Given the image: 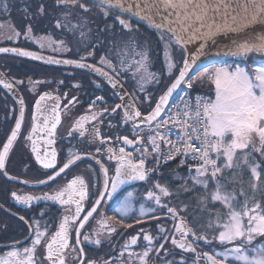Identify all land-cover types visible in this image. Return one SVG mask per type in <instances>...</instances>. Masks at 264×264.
Instances as JSON below:
<instances>
[{"label": "flooded vegetation", "instance_id": "af4514ba", "mask_svg": "<svg viewBox=\"0 0 264 264\" xmlns=\"http://www.w3.org/2000/svg\"><path fill=\"white\" fill-rule=\"evenodd\" d=\"M81 2L89 6L88 12H84L79 7L63 5L64 11L55 16V25L58 19L68 25L65 30L67 29L66 31L72 35L68 39L51 34L46 35L44 32L34 33L32 30L29 32L28 26L25 33L17 35L18 31L11 23L14 7L9 0H0V48L28 50L57 58L82 61L102 68L111 75L119 73L115 78L127 90L130 97L135 98L136 108L142 113L150 112L151 107L155 106V103L151 105V96L162 81H160L159 74L149 68L157 64L158 57L153 58L152 55L147 54L148 59L145 62L147 70L155 74V79L144 84L143 89H146L144 93L138 86V81L141 80L144 72L143 69L137 71L135 62L141 60L143 52L139 41L135 40L134 36L144 33L145 20L130 11L111 7L98 0H81ZM102 8L108 12L107 16L104 15ZM34 10L35 6L24 2L17 7L15 13L18 17L32 19ZM64 13H70V15L65 18ZM117 17L125 20L131 26V30L123 28ZM44 20L43 12L39 20L40 26H43ZM72 25L78 26L70 31ZM82 32L85 33L83 37ZM127 35L131 38L125 39ZM61 41L63 44L60 43ZM153 42L159 44L167 52L172 50L168 38L153 39ZM102 57L111 62L115 73L112 68L101 63ZM0 79L13 86L9 90L0 84V151H3V145L7 142L20 116L19 99L24 100V119L21 130L9 150L5 168L0 170V255H6L13 249V246L21 251L25 247H30L34 237L35 222H38L42 231L47 226V235L42 244L37 247L35 257L40 264H48L44 259L46 256L44 245L59 229V224L65 216L71 218L75 215L76 206L75 204L63 205L44 197L62 190L75 177H81L85 181L87 193L81 202L85 210L81 213L82 219L98 198V191L103 189L106 177L102 166L108 170L107 178L114 177L116 161L111 159L113 153L109 152V149H113L119 155V149L123 147L126 152H131L133 157L138 159L140 151L136 149L139 146L125 145L122 140L118 139L125 135L129 139L133 138L131 122H124L122 109L112 111L117 104H121L120 100L107 82L92 72L46 64L12 53H0ZM148 90L151 91L147 92ZM45 93L51 98L43 101L42 105L50 110L55 104H59L61 122L57 125L54 138L47 137L44 132H37L33 135V140L36 141V146L42 156L45 151L50 154L51 150L55 149L54 169H45L37 161L36 153L32 151V140L28 139V136L32 134L36 101ZM97 97L103 99L97 100ZM93 101L95 104L90 107ZM50 114V111L44 112V115L40 116V121L42 122L45 115ZM93 114L96 116L95 119H91ZM84 116L89 117V120L84 122V128L74 130L76 121ZM81 131L84 132L83 136L80 135ZM148 134L146 129L141 132L145 138V144H147ZM49 138L55 139L53 145L45 143V140ZM75 155H79L80 159L56 176L55 173L63 167L67 159ZM145 168L151 170L146 180L129 181L121 185L112 198H105L98 211L81 229L82 234L88 235L90 240L83 241V235H81L82 243L76 246L77 251H73L72 247L65 251V264H81V260L84 264L88 261L94 264H139L136 254H142L147 247H151L147 241L143 240V233H149L154 237L152 244L155 247L147 257L148 264H205V260L198 258L202 253L222 250L216 241L206 244L203 240L196 241L191 236L188 240L192 242L195 251H185L173 245L171 239L167 241L163 239L164 235L170 236L174 233L176 221L166 209L158 207L154 201L147 199L148 191L158 193V189H155L156 183L167 187L172 193L169 197H162V202L177 208L178 211L187 205L186 212L180 211V215L185 217L190 226L196 216L190 213L187 199L175 196L170 178L177 171L163 165L160 160L157 164L156 155L151 153L150 146ZM176 175L179 177L178 173ZM49 176L55 178L49 180ZM41 180L45 183H40ZM12 193L32 196L34 199L26 205L15 200ZM128 193H132L130 198ZM126 198L130 199L132 210L128 216L121 218L115 209ZM141 205L147 213L143 217L139 212ZM150 208L155 211H147ZM21 216L24 220L20 219ZM113 216L116 219H107ZM119 219H123L124 223H118ZM137 220L141 222L137 223ZM101 221H106V223L102 225ZM129 224L132 226L127 227ZM76 227H78V222L70 225V244L72 245H75L74 230ZM110 227H114L115 231L110 232ZM161 228L166 231L161 233ZM137 235H139L137 245L124 250L123 246L130 241L132 236ZM197 235H200V232H197ZM212 235L211 232L207 233L209 240H212ZM176 238L180 239L179 234H176ZM96 239L101 241L99 245L92 242ZM161 243L165 247L157 254L155 249L159 248ZM80 247L84 249L82 257L78 251ZM122 251L123 255H121ZM129 253H132L131 261ZM232 264L236 262L232 261Z\"/></svg>", "mask_w": 264, "mask_h": 264}, {"label": "snow or ice", "instance_id": "6c2138e0", "mask_svg": "<svg viewBox=\"0 0 264 264\" xmlns=\"http://www.w3.org/2000/svg\"><path fill=\"white\" fill-rule=\"evenodd\" d=\"M58 5L65 7H79L84 12L89 11V6L81 2V0H56ZM169 6L171 0H168ZM99 6V5H95ZM7 6L5 5V8ZM102 11L103 8L101 9ZM41 14L44 12L43 6L40 9ZM70 13H64L67 18ZM107 16L108 12L104 11ZM120 25L131 30V26L123 19L117 17ZM78 25H72L70 31ZM57 28H67L66 23L61 20L56 21ZM31 32V27L28 29ZM19 35V33H17ZM85 36V33H81ZM177 43L180 40L177 39ZM63 44V42H60ZM13 51L18 52L22 56H31L34 59H41L35 53L23 51L19 49H3L0 52ZM248 49L245 50V55ZM139 54V53H138ZM83 59V58H82ZM148 59L147 52L141 55V60L136 61L137 71L143 69L144 75L138 81V86L141 91L145 83L155 79V74L148 72L146 61ZM49 63H65L76 64L80 68H92L100 75L104 76L111 84L113 89L120 88L119 81L115 78L119 73H115V68L110 61L101 58V63L106 64L112 68L115 75H109L108 72L103 71L102 68H96L93 65H88L73 60H52ZM196 57H190L184 60L183 67L178 68V75L174 77L173 82L163 95L155 102V106L151 107V111L142 113L135 107V98L130 102L117 104L112 109L116 112L117 109L124 110V122H132L133 138L129 139L127 135L118 137L125 145H138L136 149L140 151V157L134 158L131 152H126L125 148L119 149V155L113 149L109 152L113 153L111 159L116 161L115 174L111 179L108 177V170L103 168L106 179L102 190L98 191V198L94 201L93 206L83 215L84 212L82 201L85 199L87 193L85 191V181L81 177L72 179L65 188L57 191L53 195H46L44 198L48 200L58 201L63 205L75 204V215L69 218L65 216L63 221L59 224V229L51 235L44 245L46 248V256L48 264H65V251L72 247L73 251H77V247L81 245L80 239L83 235V241H89L90 237L82 234L81 229L93 217V214L98 211V208L105 200V198H112L113 194L117 192L121 185L133 181H144L148 178V170L145 168L147 154L149 153V146L151 153L156 155L157 164L161 157L167 162L175 159L177 155L184 156L186 159L198 161L195 166L194 175H189L193 187L200 186L203 190V195L198 197V206L200 208L199 217H194L190 226L185 217L180 215V211L187 210V205H184L179 211L177 208L170 206L168 203L162 202V197H169L172 193L165 186L160 183L155 184L156 191H148L147 199L154 201V203L171 215L174 224V233L164 235L163 239L167 241L171 239V243L176 247L185 251H195L192 242L188 237H193L196 241L203 240L206 244H211L213 241L218 242L221 246V251L204 252L198 258L205 260V264H264V162H257L252 155V151L259 152L264 157V61L260 64H249L248 67L236 66L234 68L218 67L210 71L204 68L203 74L208 76L214 85L213 97L197 96L193 103L189 89L193 87V81L196 79L195 74ZM175 65L171 62L168 64L170 74ZM191 73V75H190ZM61 83H63L61 81ZM0 84L9 90L12 89V84L0 79ZM182 89V86H185ZM182 89L185 95L180 96L181 103H170L171 98ZM49 94L41 95L36 101V112L33 113V127L32 134L28 136L32 140V151L36 153V159L45 169H54L56 165V151L53 148L50 154L45 151L43 156L36 146V141L33 140V135L37 132L46 133L47 137H55L57 125L60 124L59 104H55L50 110L42 105L43 101L50 99ZM102 97H97V100H102ZM75 100V98H73ZM123 100V96H121ZM21 105L20 116L16 120L15 127L12 129L7 142L3 145V151H0V170L5 168V160L8 156L9 150L13 142L21 130L22 121L24 119V100L19 99ZM95 101L92 102L93 106ZM175 106L176 111L171 112L170 109ZM169 110V114L165 118L162 114L165 110ZM50 111V115H45L42 122L40 116L44 112ZM95 114L91 119H95ZM89 117H81L76 121L75 128L83 129L84 122L88 121ZM42 123V127H41ZM141 125L148 126L147 144L145 138L141 135L143 128ZM171 125V127H169ZM176 131V139H171V134ZM71 135V133H69ZM83 136L84 132L81 131ZM97 136L99 133L97 132ZM49 138L45 140L47 145H53L55 139ZM258 139L259 146H256L255 141ZM162 145L167 149L166 155L162 152ZM142 149V151H141ZM99 151V149H97ZM80 156L75 155L67 159L63 167L55 173L59 176L68 169ZM182 165L185 159L180 162ZM192 169L190 168V173ZM5 175L7 173L5 172ZM54 176H49L48 179H54ZM40 183H45L41 180ZM187 184V180H185ZM187 191L188 189L185 188ZM15 200L23 204H30L34 199L32 196H20L12 193ZM132 193H128L130 198ZM78 197V199H77ZM219 205V207H217ZM132 210L130 199H125L115 212L121 218L128 216ZM147 211H155V209H148ZM140 216H145L146 210L143 205L140 207ZM24 220V217H20ZM107 219H116L115 216ZM75 228V245L70 244L71 234L70 225L77 223ZM120 224L124 223L123 219L117 221ZM137 220V223H140ZM106 221H101L103 225ZM33 229L34 237L30 247H25L21 250L13 246L11 251L6 255H0V264H40L36 259L35 253L37 247L42 244V241L47 235V226L42 231L39 223L35 222ZM129 224L127 227H131ZM31 227V226H30ZM110 232H114L115 228L110 227ZM161 233L166 230L160 229ZM143 232V230H142ZM200 232V235H197ZM211 232L212 240L208 239L207 233ZM179 234L180 239L176 238ZM257 237L261 241H257ZM139 235L132 236L130 241L123 247L127 250L130 246L137 245ZM143 240L147 241L151 247H147L142 254H136L139 264H148L147 257L152 252L155 245L152 244L154 237L149 233H143ZM93 243L99 245V239L93 240ZM165 246L160 244L156 248L157 254L160 249ZM81 257L84 254L83 247L78 249ZM123 255V251L121 252ZM132 259V253H129V260ZM81 264L84 261L81 260ZM87 264H94L88 261Z\"/></svg>", "mask_w": 264, "mask_h": 264}, {"label": "water", "instance_id": "95a60500", "mask_svg": "<svg viewBox=\"0 0 264 264\" xmlns=\"http://www.w3.org/2000/svg\"><path fill=\"white\" fill-rule=\"evenodd\" d=\"M99 1L117 9L130 11L159 28L168 30L169 32L160 29L175 42L177 39L180 40V43H176L186 53L185 59L196 57L195 72L201 67L216 62L217 57L222 54L244 50L243 48L264 47V0H171L173 6H169L168 0ZM146 20L144 23H147ZM28 52L35 53L41 59L22 56L13 51L0 53H12L46 64L92 72L107 82L120 103L132 100L120 82L121 87L113 89L108 80L92 68H80L76 64L49 63V59L59 61L72 59L57 58L33 51ZM78 62L88 64L82 61ZM121 96H123V100H121ZM141 127L148 126L141 125Z\"/></svg>", "mask_w": 264, "mask_h": 264}, {"label": "trees", "instance_id": "16d2710c", "mask_svg": "<svg viewBox=\"0 0 264 264\" xmlns=\"http://www.w3.org/2000/svg\"><path fill=\"white\" fill-rule=\"evenodd\" d=\"M11 5L14 7V12L12 13L11 23L16 31L19 34L25 33L26 28L31 27V30L34 33L44 32L46 35L51 34L53 36H59L60 38H70L72 35L70 32L66 31L65 28L58 29L54 23L55 16L58 15L59 12H63V5H58L56 0H45L43 2H39L37 0H9ZM29 3L31 6H35V10L32 14V19H26L18 17L15 13L17 7L22 3ZM43 6L45 20L43 22V26H40V17L41 12L40 9ZM43 27V28H42ZM162 37L152 31H149L147 28H144V33H141L137 39H139V43L141 45L142 52H147L157 58V64L150 66L149 68L154 71L156 74H159L160 81L162 84L158 86V88L154 91L151 98V105H154L157 98L166 90L168 85L173 81L174 77L178 74L177 69L182 67V63L184 60V53L182 49H179L175 46L170 40L168 43L170 44L172 50L167 52L161 48V46L155 42L153 39H161ZM264 61V52L255 51L251 52L248 56L238 58L235 61L226 60L224 63L230 64L232 67L237 65H242L245 62L248 64H260ZM169 62L173 63L175 67L172 69V73L170 74L168 69ZM194 91H200L202 93L208 94L211 97H214V89L212 86L206 85L202 88L193 87ZM148 90L147 92H150ZM146 92V89H143V93ZM252 155L254 156L257 162H264V157L260 155L259 152L252 151ZM172 167L179 174V177L173 175L170 178V182L173 185L175 196L178 195L179 198L187 199L189 211L192 215H195L197 218L200 215V208L198 206V197L203 195V190L200 186L193 187L191 180L188 179L189 175L182 169L177 168L175 164L166 165ZM185 180H187V184H185ZM185 188L188 190L186 191ZM219 207V205H217ZM257 241H261L260 237L256 238ZM264 242V241H261Z\"/></svg>", "mask_w": 264, "mask_h": 264}, {"label": "rangeland", "instance_id": "374dc122", "mask_svg": "<svg viewBox=\"0 0 264 264\" xmlns=\"http://www.w3.org/2000/svg\"><path fill=\"white\" fill-rule=\"evenodd\" d=\"M143 26H145L149 31H153L154 33L160 35L162 38H168V40H170L175 46H177L179 49H182L171 37H169L167 34H165L164 32H162L161 30H158V29H155L153 26L147 24V23H144ZM67 30V29H66ZM138 35L134 36L135 40L137 39ZM125 39H130L131 36H125L124 37ZM133 38V40H134ZM137 41H139V39H137ZM183 53H184V60H185V57H186V53L184 52V50L182 49ZM254 52V51H260V52H264V47H256V48H253V49H248L247 51V54L245 55V49L244 50H239V51H234V52H229V53H225V54H222L220 55L222 58L219 59V61L221 62H217V63H214V64H211L209 66H206L204 68H208L210 71L214 70L215 68H218V67H229V68H234L232 67L230 64H227V63H223L222 61L225 60H229V61H235L236 59L238 58H242V57H246L248 56L251 52ZM131 53H133V51H131ZM183 60V62H184ZM183 65V63H182ZM237 66H242V67H248L249 64L247 62H245L244 64L242 65H237ZM202 68L201 70H198L195 74L196 75V79L193 81V86L195 87H198V88H202L206 85H209V86H212L213 89H214V85L212 84L210 78L206 75L203 74V69ZM214 98V97H213ZM256 143V146L258 147L259 146V141L258 139L255 141Z\"/></svg>", "mask_w": 264, "mask_h": 264}, {"label": "built area", "instance_id": "2783aa9c", "mask_svg": "<svg viewBox=\"0 0 264 264\" xmlns=\"http://www.w3.org/2000/svg\"><path fill=\"white\" fill-rule=\"evenodd\" d=\"M185 87H186V85L185 86H182V89L185 88ZM182 89H178L177 90V92L175 93V95H174V97H173V99L171 100L170 103H173V104H179V103H181V101L179 100V97L185 95V92ZM188 92L191 93V98H192L193 103H194L195 98L197 96H200V97H209L208 95H206L204 93L193 92L192 89H189ZM170 111L171 112H175L176 111L175 106H172L171 109H170ZM168 114H169V110L166 109L165 110V113H163L162 115L166 118ZM169 127H171V125H169ZM170 138L173 139V140L176 139V131H173V133L171 134V137ZM162 150H163L162 152L166 155L167 149H166V147L164 145H162ZM182 159H185V163L183 165L180 163ZM162 162L164 164L175 163L180 168L185 169L188 173H190V168H191L192 169L191 174H193V175L195 174V172H194L195 166L198 163V161L192 160L190 158L186 159L184 156H181V155H177L175 157V159L168 160L167 162H165V160L162 157Z\"/></svg>", "mask_w": 264, "mask_h": 264}, {"label": "crops", "instance_id": "0c3cea01", "mask_svg": "<svg viewBox=\"0 0 264 264\" xmlns=\"http://www.w3.org/2000/svg\"><path fill=\"white\" fill-rule=\"evenodd\" d=\"M197 75V74H196Z\"/></svg>", "mask_w": 264, "mask_h": 264}]
</instances>
